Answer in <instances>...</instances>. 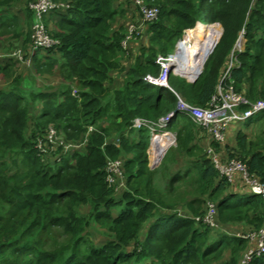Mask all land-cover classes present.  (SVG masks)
Listing matches in <instances>:
<instances>
[{
  "label": "trees",
  "instance_id": "obj_1",
  "mask_svg": "<svg viewBox=\"0 0 264 264\" xmlns=\"http://www.w3.org/2000/svg\"><path fill=\"white\" fill-rule=\"evenodd\" d=\"M31 1L0 0V40L6 43L0 52V264H242L254 244L235 234L261 227L263 200L240 176L230 183L222 178L206 148L223 160L240 159L264 182L263 145L252 139V127L264 126V111L236 133L233 144L209 141L205 130L175 116L168 127L177 144L161 171L147 166L148 130L131 125L137 116L156 119L175 108L169 88L143 77L157 76V54L172 52L201 19L221 24L222 34L197 80L188 83L170 72V88L206 108L244 28L231 76L250 101L264 100V0H143L159 9L158 17L127 40L126 50L124 20L133 15L130 5L138 8L134 0H60L69 7L45 19L60 44L37 51L26 66L9 54L20 47L28 55ZM204 26L206 33L214 30ZM55 76L57 85L37 80ZM49 125L67 139H86L83 150L60 162L38 155L36 134ZM108 159L122 161L125 188L116 196L105 182ZM208 201L219 228L194 219L203 216ZM96 226L110 237L100 246L89 237ZM249 264H264V254Z\"/></svg>",
  "mask_w": 264,
  "mask_h": 264
},
{
  "label": "built area",
  "instance_id": "obj_2",
  "mask_svg": "<svg viewBox=\"0 0 264 264\" xmlns=\"http://www.w3.org/2000/svg\"><path fill=\"white\" fill-rule=\"evenodd\" d=\"M134 2L138 6L142 20L145 23L157 19L159 14V9L157 7L147 5L143 0H134ZM28 7L33 15L30 42L28 44V55L24 56L20 47L13 49L9 54L20 64L26 66H30L32 56L37 51L53 48L60 44L57 38L50 35L45 19L50 12L54 10L64 11L69 5L60 0H33L29 2ZM201 23L207 25V22L199 20L193 28H189L186 31L196 28L197 24ZM130 26L136 29V31H139L138 26H132V24H130L128 27ZM133 30L129 29L126 41L131 38L130 33H132ZM186 31L176 42L173 52L166 55L159 54L156 57L155 62L160 68L159 74L157 76L146 74L143 77V80L149 84L169 88L177 97L175 108L159 116L156 120L135 117L132 121V128H145L149 132L148 152L151 168L159 165L168 150L176 145V134L168 127L175 116L181 115L187 117L194 124L205 130L210 140L223 143L226 139L228 127L232 122L248 120L255 114L264 111V100L258 99L250 101L243 93L235 89L234 80L231 76V70L237 63L236 56L243 50L245 42L244 28H242L238 34L235 44L229 54L227 66L220 75L206 108L185 102L170 88L168 84V75L170 72L193 83L202 73L204 63L208 58L207 54L200 65H193L188 62L187 52L184 57L182 54L178 55L179 45L184 43ZM126 41H123L122 44L125 45ZM185 51L186 50L182 52ZM210 52H212V49ZM188 67L190 68L189 70L187 69ZM72 94L77 96L76 89H72ZM91 130L92 127L89 126L88 131ZM85 143L86 139L83 141L67 139L62 131L56 129L53 125H49L43 132L36 134L35 149L38 155H46L51 157L52 160L54 159L60 162L66 156L71 157L75 151L83 150ZM206 151L215 170L222 178L230 183L235 176H240L243 182L248 186L250 192L260 196L264 204V182L250 174L246 165L240 159L231 158L223 160L211 146H208ZM105 182L109 187L116 186L117 189L123 186L122 161L120 159L107 160L105 167ZM215 216L216 207L213 202L208 201L205 204V213L203 216H196L194 219L196 222H202L206 226L216 229L219 227L215 220ZM235 235L254 244L243 253L241 257L242 264H249L254 257L264 254V213L261 227L258 230L246 233L238 232Z\"/></svg>",
  "mask_w": 264,
  "mask_h": 264
},
{
  "label": "rangeland",
  "instance_id": "obj_3",
  "mask_svg": "<svg viewBox=\"0 0 264 264\" xmlns=\"http://www.w3.org/2000/svg\"><path fill=\"white\" fill-rule=\"evenodd\" d=\"M16 6H18V7H22V6H24L21 2H18L17 4H16ZM128 13L129 14H133V15H131V16H128L127 17V19H125L124 20V23L126 24V25H130V24H132V26L133 25H136V22H137V25H139L138 26V29H139V31L137 30L136 31V29H134V28H132L131 26L130 27H128L127 29H128V31H129V29H134L133 31H132V33H130V37H132V36H136L137 34L138 35H140V34H142L143 32H144V30H140V26L141 25H143V27L145 28V26H146V23L142 20V16H141V14H140V11H139V9L137 8H135L134 6H129V9H128ZM133 16V17H132ZM203 22H205V20L204 19H201ZM207 26L208 27H211V28H214V29H219V31H220V34H219V36H218V38L216 39V41H215V44L217 43V41L219 40V38H220V36H221V34H222V31H223V28H222V26H221V24H219V23H217V24H214V23H207ZM136 27V26H135ZM200 31H202V32H206V28H205V26H204V23H201V24H199L198 25V27H197ZM193 33H195V31L194 32H192V33H189V35L187 36V37H190V35H192ZM217 36V35H216ZM186 37V38H187ZM194 37H195V35H194ZM143 39V40H142ZM141 39V41L139 42V44H142V43H144L145 41L144 40H146L147 39V37H143ZM215 39V38H214ZM135 41H136V39H135ZM214 41V40H213ZM177 42V41H176ZM18 44V43H17ZM212 44H213V42H212ZM212 44H211V46H212ZM215 44H214V46H215ZM211 46H210V48H211ZM214 46H213V48H214ZM210 48H209V51H210ZM213 48H212V50H213ZM172 52H173V50H172ZM211 53V52H210ZM210 53L208 54V56L210 55ZM159 54H161V53H158L157 54V56L159 55ZM182 55H183V57H184V55H186V51L185 52H182ZM188 55V54H187ZM156 56V57H157ZM17 67H19V65L17 66ZM176 76H178L179 78H182V79H184L183 77H181V76H179V75H176ZM37 80H39L40 81V84L41 85H43L44 87H45V84H50L51 86L52 85H57L56 84V82H58L59 80H57V77L55 76V77H48L47 78V82H44L43 80H40V78L39 79H37ZM185 80V79H184ZM197 80V79H196ZM39 81L38 82H35L34 83V86H36V85H38V83H39ZM186 81V80H185ZM186 82H188V81H186ZM2 82H0V84H1ZM188 83H190V82H188ZM2 85H0V87H1ZM4 86H6L5 84H4ZM28 89L30 88V86H28L27 87ZM261 113H258V114H255L254 116H252L250 119H248V121L247 120H245V121H242V122H239V121H234V122H232L230 125H229V127H228V130H227V132H226V140L230 143V144H233V142L235 141V137H236V133L239 131V130H243V131H245V129H246V126H247V124H253V123H255L256 122V118L260 115ZM148 119V118H147ZM157 119V118H156ZM156 119H152V120H156ZM194 124V123H193ZM197 128L199 127V126H197L196 124H194ZM200 128V127H199ZM171 130V129H170ZM171 131H173V130H171ZM175 134H176V132L175 131H173ZM257 134H258V132L257 131H255V133H254V135H253V137L254 138H256V140L255 141H257V140H259V138L257 137ZM176 138H177V134H176ZM78 141V140H77ZM149 144V143H148ZM176 144H177V142H176ZM176 146V145H175ZM175 146H172V147H175ZM171 147V148H172ZM170 148V149H171ZM167 155V154H166ZM165 155V156H166ZM147 156H148V163H147V166H148V168L150 169V170H160L161 171V169H162V164L164 163V158H165V156H164V158H163V160H162V162L159 164V165H157L156 167H154V168H151L150 167V162H149V152H148V148H147ZM9 162H11L10 160H9ZM123 174V173H122ZM162 176L163 175H161L159 172L157 173V178L159 179V181H162L161 179H163L162 178ZM125 180V177H124V175H123V181ZM161 184H162V182H161ZM112 189H113V195L114 196H116V194H119V189H117L116 188V186H113V187H111ZM243 195H245V194H243ZM181 204H177L176 206H175V209L178 211H182L179 207H182V206H180ZM183 208V207H182ZM85 209H86V207H82L81 208V211L83 212V211H85ZM182 213V212H181ZM56 234H54L55 236V238L58 240V241H61V240H63V236L62 235H60V233H58V232H55ZM53 237V236H52ZM53 237V238H54ZM89 237H90V240L95 244V245H97V246H100V245H102V244H104L105 242H106V240L108 239V238H110L108 235H107V233H105L102 229H100L98 226H96V227H91L90 229H89ZM53 238H51L52 240H53Z\"/></svg>",
  "mask_w": 264,
  "mask_h": 264
},
{
  "label": "bare ground",
  "instance_id": "obj_4",
  "mask_svg": "<svg viewBox=\"0 0 264 264\" xmlns=\"http://www.w3.org/2000/svg\"><path fill=\"white\" fill-rule=\"evenodd\" d=\"M198 24L196 28L188 31L185 35V40L183 44L179 45L178 55L182 54V51L186 50L188 54V62L189 64L200 65L203 59L209 54V48L215 40L216 35L219 32V29H211L212 33H206L200 31L198 28ZM190 37H187L189 33L194 32ZM195 35V37H194ZM187 37V38H186ZM190 69L189 67L187 68Z\"/></svg>",
  "mask_w": 264,
  "mask_h": 264
},
{
  "label": "crops",
  "instance_id": "obj_5",
  "mask_svg": "<svg viewBox=\"0 0 264 264\" xmlns=\"http://www.w3.org/2000/svg\"><path fill=\"white\" fill-rule=\"evenodd\" d=\"M32 23H33V15H32ZM140 25V24H139ZM139 25H137V22H136V26H139ZM129 26V25H128ZM128 28V27H127ZM140 30H144L145 28L143 27V25H141L140 27ZM5 41H2V40H0V52H2L1 51V48L3 47V44H5L6 45V43H4ZM122 46H123V48L126 50L127 49V41L125 42V45H123L122 44ZM128 51V50H127ZM19 66H21V65H19ZM22 70V69H21ZM25 74V73H24ZM38 78V77H37ZM0 81H1V77H0ZM27 81H30L29 79H27L25 82H27ZM138 117V116H137ZM252 130H254V131H257L258 132V137H259V139L261 140V143H262V145H263V148H262V150L264 151V126H254V127H252ZM253 131V132H254ZM252 139L253 140H256V138H254V137H252ZM208 140L210 141V139H209V137H208ZM226 141V140H225ZM235 142V141H234ZM233 142V143H234ZM114 143L115 144H117L118 143V140H115L114 141ZM207 143H208V141H207ZM208 146H210L209 144L207 145V147ZM147 148H148V146H147ZM207 149V148H206ZM220 152H221V155H223V153H222V150H220ZM123 188H125V180L123 181V186H121L120 188H119V192H121V190L123 189Z\"/></svg>",
  "mask_w": 264,
  "mask_h": 264
},
{
  "label": "clouds",
  "instance_id": "obj_6",
  "mask_svg": "<svg viewBox=\"0 0 264 264\" xmlns=\"http://www.w3.org/2000/svg\"><path fill=\"white\" fill-rule=\"evenodd\" d=\"M198 22V21H197Z\"/></svg>",
  "mask_w": 264,
  "mask_h": 264
}]
</instances>
